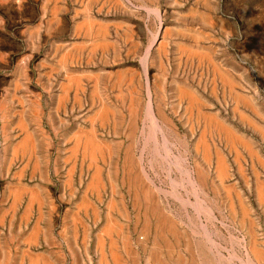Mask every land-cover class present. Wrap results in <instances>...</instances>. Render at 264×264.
Instances as JSON below:
<instances>
[{
    "label": "rangeland",
    "instance_id": "obj_1",
    "mask_svg": "<svg viewBox=\"0 0 264 264\" xmlns=\"http://www.w3.org/2000/svg\"><path fill=\"white\" fill-rule=\"evenodd\" d=\"M108 1L101 0L93 7L91 0H67L70 13L61 15L65 18L60 25H64L61 32L73 27L74 17L82 18L86 6L92 5L89 12L94 18L114 17V11L108 10ZM45 2L46 7L49 6V2ZM116 2L124 13L143 18L142 32L136 26L134 29L142 34L144 51L132 62H124L123 66L134 69V76L131 81L120 80L119 88L108 73L109 67L102 64L100 90L91 95L89 88L93 79L85 80L81 130L89 132L93 126L95 139L102 141L105 149L100 168L110 186L109 189L108 184L103 185L100 200L124 201L135 211L138 208L134 207L140 202L145 206V195H149L146 203L150 214L146 220L154 222L150 221L148 231L144 230L147 222L143 218L133 219L123 226L132 235L133 249L139 247L147 254L155 249V253L157 250L164 256L166 264H264V0ZM15 17L13 4L0 0V210H6V214L0 215L6 220L15 192L20 194L17 216L29 197L35 199L34 194L46 197L44 189L36 187L41 180L42 187L45 186L44 179L39 178L42 173L45 177L44 161L36 160V164L42 162L41 169L30 168L39 176L35 172L15 178L20 179V191L7 185L20 167L27 168L29 163L33 167L32 154L36 150H50L48 141L52 128L46 107L50 96L37 93L52 87L53 81L46 78V72H51L53 67L65 71L67 67L65 62H44L46 56L52 54L48 40H37L33 33L30 40L34 46L30 48L14 40L13 36L18 35L21 28L12 23ZM56 26L54 22L53 29ZM60 37L65 43L75 42L63 32ZM30 55L31 61H25ZM205 55L210 56V60ZM214 67L226 74L230 83L223 81ZM81 69L93 68L84 64ZM126 82L133 87L122 89ZM229 85L232 88L229 89ZM180 87L186 90L183 92L193 93L199 103H191ZM238 97L245 99V103L237 102ZM97 110L105 111L106 117H102L106 120L99 117ZM209 117L236 133L251 146L250 150L241 143L233 144L215 124L212 123V127ZM118 141L126 143L120 148L115 143ZM127 152L130 158L133 154V166ZM218 156H222L219 158H223L226 165L224 177L218 174ZM84 162L87 163V159ZM133 177L140 180L135 187ZM84 181L87 182L86 175ZM55 184L56 189L60 188L56 179ZM135 193L140 201L134 200ZM154 207L171 223L165 231L169 247L157 236L159 228H155L160 224L156 213L152 216L154 212L150 211ZM8 227L7 224L0 226V264L48 263L42 255L45 247L34 248V255L21 250L12 253ZM252 249L257 251L252 253ZM152 251L149 262L136 256L134 264H152Z\"/></svg>",
    "mask_w": 264,
    "mask_h": 264
},
{
    "label": "crops",
    "instance_id": "obj_2",
    "mask_svg": "<svg viewBox=\"0 0 264 264\" xmlns=\"http://www.w3.org/2000/svg\"><path fill=\"white\" fill-rule=\"evenodd\" d=\"M3 1L4 4H13L17 17L14 18L12 23L21 27L18 35L16 33L13 36L14 40L20 42L23 47H33L34 45L31 43L30 36L34 33L36 34L37 40L43 38L51 42L50 47L52 49V54L46 56L44 62L52 64H62L65 62L67 64L65 71L57 70L53 67L51 72H46V78L53 81L52 87L37 93L40 96L46 94L50 96V103H47L46 106L50 113L48 122L52 128L51 138L48 141L50 150L47 152L36 150L34 155L32 154L35 159L37 158L36 160L44 161L45 177L43 178V173L39 176L37 171H35V173L31 171L33 169H30H41L43 166L42 162H39V165L34 163L33 167H31L32 165L29 163L27 168L23 166V168L20 167L18 171L14 172L11 178L13 181L7 185V187L14 186V188L21 190V186H19L20 179L16 180L15 178H19L21 174L26 175L30 173L32 175L35 173L40 179H44L43 183H45V186L42 187L41 180L36 187L38 190L44 189L42 192L46 195L45 198L36 195L37 198L33 200L29 197L22 213L17 216L16 209L19 207V200H17V197L19 198L20 195L18 193V196L14 195L8 205L7 211L10 213L9 219L6 220L7 218L5 219V216H2V218L0 215V226H4V224L9 226L8 235L12 240V244L9 247L12 253H17L18 250H21L24 253L29 252V254L32 253V255H34L32 252L34 248L45 247V251L42 255L49 264H118L117 262H119V264H134L137 261L136 256L139 260L144 257L145 261L149 262L147 253H142L139 247L133 249L131 241L132 235L129 231H126L123 226L132 222L133 219L138 221L142 218H145L144 220L146 222L151 221L152 223V219L150 221L146 220L149 213L147 210V208H149L147 206L148 204L145 202V206L139 205L141 208L138 206L135 207L145 210L141 212L138 210L134 211L133 206L127 207L122 201L110 198L105 201L100 200L98 193H101L103 185H107L108 183L102 177V173H100L102 184L99 186H92L91 182L94 174H96L95 172H101V170L97 168V166L100 168L101 154L99 151H93L94 154L89 155V153H92L89 151V144H87L90 140L88 138L87 140L86 135L81 132L80 124L84 119L85 80L88 79V77H92L93 79V83L89 88L91 95H94L95 91L97 92L100 90L101 64L109 67L110 71L108 73L112 80L115 81L118 88L119 85H121L119 80L126 79L130 81L134 76V69L132 67L123 66V64L124 62H132L134 58L143 55L144 45L142 34H140L144 24L143 18L129 15L119 10L116 0L107 2L110 6L108 10L114 11H112L114 17L108 20L92 17L89 12L92 5L90 7L86 6V12L83 14L82 18L76 20V17H74L73 27L70 30L62 31L63 35H68V39L75 40L73 43H65L64 39L60 37L62 34L61 28L64 27V25H60L61 22L63 23L65 20L64 16L61 18V15L70 13L67 0H47L49 2V6L47 5V7L45 0ZM91 1L93 2V7H95L101 0ZM111 6H113V8H111ZM76 11V9L73 10L74 14ZM26 12H28V14ZM54 13L56 15H54ZM89 18L92 20V27L87 25ZM54 22L57 25L55 29H53ZM86 26L88 29H86ZM135 26L138 27L140 31L134 29ZM30 58H32L31 55L28 57L26 56L25 61L30 62ZM84 64L92 65L93 69H81ZM78 74L80 76H78ZM73 75L75 77H73ZM129 87H133V85L130 84L129 86L128 82L122 85V89H127ZM62 129H65V131ZM66 129H69L70 132ZM81 133L83 135H81ZM77 136L79 140L76 139ZM83 141H85V147L83 146ZM96 141L99 140L95 139L94 143ZM74 142L77 144L76 146H78V148L73 145L75 144ZM96 143H98V145L100 144V142ZM115 143L122 148L123 144L126 142L118 141ZM128 143L129 142H127V144ZM85 148H88V150H85ZM85 159H87V163L84 162ZM27 169L29 171H27ZM95 169H98V171ZM85 175L87 176V182L84 181ZM55 179L59 182L60 188L56 189ZM88 183L89 189L87 186ZM29 200L33 201V203ZM37 201L40 203H37ZM111 201L115 204L111 203ZM92 205H94V207H92ZM26 207L29 208L27 209ZM2 212L6 213L5 208H3V211L0 210V214ZM25 212H29L28 216ZM109 215L112 219L108 217ZM108 218H110L111 221L108 222L107 220H110ZM114 219L115 221H113ZM107 222L109 223V226H106L107 228L111 227L110 225L113 224V222L115 226L113 229L108 228L107 230H110L107 235H110L109 237L111 239L106 235L108 232L105 231L107 229L105 225H108ZM110 222L112 223L110 224ZM102 229H104V231ZM83 232L86 235H84ZM98 234L102 236L103 239H100ZM110 240H113V243L110 242ZM127 242L128 246H126ZM100 244L103 246H100ZM100 249H102V251ZM156 254L157 251L154 255L157 258L162 257L160 253ZM111 257L114 260H112ZM162 258L160 259L166 264L165 258Z\"/></svg>",
    "mask_w": 264,
    "mask_h": 264
},
{
    "label": "bare ground",
    "instance_id": "obj_3",
    "mask_svg": "<svg viewBox=\"0 0 264 264\" xmlns=\"http://www.w3.org/2000/svg\"><path fill=\"white\" fill-rule=\"evenodd\" d=\"M56 8H57V7H56ZM56 8H55V9H56ZM83 9H84V8H83ZM56 10H58V9H56ZM90 11H91V10H90ZM86 19H87V18H86ZM86 19H84V20H86ZM84 23H85V22H84ZM87 25H89V27H92V20H91L90 18H89L88 21H87ZM103 27H104V26H103ZM86 29H88L87 26H86ZM101 29H102V28H101ZM90 30H91V28H90ZM98 30H99V29H98ZM88 32H89V31H88ZM100 33H101V31H100ZM154 40H155V39H154ZM154 42H155V41H154ZM154 42H153V43H154ZM157 42H158V41H157ZM80 44H81V43H80ZM82 45H83V44H82ZM153 45H154V44H153ZM96 46H97V45H96ZM150 47H151V46H150ZM149 51H151V49L148 50L147 52L149 53ZM148 53H147V54H148ZM200 56L203 57V55H200ZM205 57H206L207 59L209 58V60H210V56H206V55H205ZM206 58H205V59H206ZM207 61H208V60H207ZM209 63H210V62H209ZM214 69H215V67H214ZM227 69H228V68H227ZM215 70H216V69H215ZM216 71L220 74V76L222 77L223 81H225L226 83H230V80H229V78L227 77L226 74H222L218 69H217ZM132 72H133V71H132ZM132 72H131V73H132ZM67 75H68V73H67ZM69 75H71V74H69ZM78 76H80V75L78 74ZM68 77H69V76H68ZM73 77H75V76L73 75ZM76 78H77V77H76ZM77 79H78V78H77ZM147 79H148V78H147ZM75 80H76V79H75ZM119 81H120V80H119ZM130 81H131V79H130ZM72 82H73V81H72ZM74 82H75V81H74ZM76 82H78V81H76ZM129 83H130V82H129ZM147 83H148V82H147ZM65 85H66V84H65ZM147 85H148V84H147ZM78 87H79V86H78ZM180 88H181V87H180ZM230 88H232V86L230 87V85H229V89H230ZM181 89H182V92H183V90H185V89H183V88H181ZM94 90H95V89H94ZM96 90H97V89H96ZM232 90H233V89H232ZM180 91H181V90H180ZM185 91H186V90H185ZM185 91H184L183 93L186 94V95L188 96V98H189V100L191 101V103H193V104H197L198 101H197L196 98L192 95L193 93L190 94V93H186ZM95 92H96V91H95ZM188 92H189V91H188ZM233 92H234V91H233ZM236 93H237V92H236ZM151 94H152V93H151ZM75 95H76V94H75ZM237 95H238V93H237ZM131 96H132V95H131ZM150 96H151V95H149L148 97H150ZM239 96H240V95H239ZM117 97H119V94H118ZM148 97H147V98H148ZM181 97H182V96H181ZM235 100H236V99H235ZM244 100H245V99H242L241 97H240V98L238 97L237 102H239V103L244 102V103H245ZM148 102H149V100H148ZM246 102H247V101H246ZM198 103H199V102H198ZM146 104H147V103H146ZM149 104H150V103H149ZM135 105H136V104H135ZM140 105H141V104H140ZM189 105H191V104H189ZM150 106H151V105H150ZM105 107H106V106H105ZM131 107H132V106H131ZM134 107H135V106H134ZM190 107H191V106H190ZM196 107H197V106H196ZM102 109H103V108H102ZM104 109H105V108H104ZM104 109H103V110H104ZM107 109H108V108H107ZM146 109H147V108H146ZM99 110H100V108H99ZM99 110H97V111H99ZM103 110L98 112V115H100L99 117H102V116H105V117H106V115H105L106 113H105V111H103ZM97 111H96V112H97ZM151 111H152V108H151ZM140 112H141V111H140ZM148 113H150V112H148ZM207 115H208V114H207ZM96 116H97V114H96ZM150 116H151V115H150ZM154 116H155V115H154ZM162 116H163V115H162ZM169 116H170V115H169ZM213 116H214V115H213ZM107 117H108V116H107ZM235 117H236V116H235ZM21 118H22V117H21ZM21 118H20V120H22ZM91 118H93V117H90V119H91ZM97 118H98V117H97ZM102 118H104V117H102ZM148 118H149V117H148ZM152 118H153V113H152ZM212 118H213V117H211V118L209 117V118H208V119L210 120V123H211V124H212V123L215 124V125H216V128L219 130V132H220L221 134H223L225 137H227L231 142H233V144H234V142L241 143V144H243V145L246 146L245 148H247L248 150H250L251 146L248 145L243 139H241L240 137H238V136L236 135V133H234L232 130H230L229 128H227V127H226L225 125H223L221 122H217V119L215 120V118H214V119H212ZM94 119H95V118H94ZM104 119L106 120V118H104ZM149 119H150V118H149ZM154 119H155V118H154ZM100 120H101V118H100ZM101 121H103V120H101ZM148 122H149V121H148ZM154 122H155V120H154ZM208 122H209V121H208ZM113 123H114V122H113ZM155 123L157 124V121H156ZM205 123H206V122H205ZM18 124H20V123H18ZM150 124H151V123H150ZM156 124H155V125H156ZM213 124H212V127H213ZM21 126H22V125H21ZM157 126H159V125H157ZM157 126H156V127H157ZM254 126H255V125H254ZM92 128H93V126H91V128H90V130H89L90 134H88L89 132H87V131H86L87 134L84 133V134L86 135V139L88 138V139L90 140V142L87 143V144H89V151L92 152V153H91V154L89 153V155L94 154L93 151H99L100 154H102V151H104L105 147H102V144H101L102 141H101V143H100L99 145H98V143H96V142H100V141H96V142L94 143L95 139H94V134H93V129H92ZM135 128H136V127H135ZM157 128H158V127H157ZM159 128H160V127H159ZM26 129H27V128H26ZM257 129H259V128H257ZM94 130H95V129H94ZM132 130H133V129H132ZM83 131H85V130H83ZM25 132H26V131H25ZM81 132H82V130H81ZM133 132H135V131L133 130ZM158 132H159V131H158ZM160 132H161V131H160ZM216 132H217V131H216ZM262 132H263V131H262ZM26 133H27V132H26ZM26 133H25V134H26ZM82 133H83V132H82ZM82 133H81V135H83ZM94 133H95V132H94ZM25 134H24V135H25ZM28 134H29V133H28ZM76 134H77V133H76ZM87 135H88V137H87ZM133 135H134V134H133ZM219 135H220V134H219ZM79 136H80V135H79ZM133 137H134V136H132V138H133ZM200 137H201V136H200ZM204 137H205V135H204ZM204 137H203V138H204ZM222 137H223V136H222ZM70 138H71V137H70ZM31 139H32V138H31ZM76 139L79 140V139H78V136H77ZM86 139H85V141L87 142L88 139H87V140H86ZM92 139H94V140H92ZM200 139H201V138H200ZM23 140H24V139H23ZM85 141H83V142H84V143H83V144H84V145H83L84 147H85ZM197 141H198V139H197ZM31 142H32V140H31ZM132 142H133V141H132ZM202 142H203V139H202ZM227 142H228V141H227ZM32 143H33V142H32ZM74 143H75V142H74ZM77 143H78V141H77ZM80 143H81V142H80ZM103 143H105V142L103 141ZM130 143H131V142H130ZM17 144H18V143H17ZM25 144H26V143H25ZM105 144H107V143H105ZM108 144H109V143H108ZM196 144H198V143H196ZM203 144L205 145V143H203ZM203 144H202V145H203ZM230 144H231V143H230ZM233 144H231V145H232L233 147H235ZM73 145H75V147L78 148V146H76V145H77L76 143L73 144ZM129 145H130V144H129ZM109 146H110V144H109ZM75 147H74V148H75ZM203 147H204V146H203ZM206 147H207V146H206ZM14 149H16V147H15ZM82 149H83V148H82ZM86 149L88 150V148H85V150H86ZM202 149L204 150V148H202ZM69 150H70V149H69ZM73 150H74V149H73ZM85 150H84V151H85ZM127 150H128V149H127ZM215 150H216V149H215ZM234 150H235V148H234ZM236 150H237V148H236ZM128 151H129V150H128ZM221 151H222V150H221ZM13 152H14V150H13ZM71 152H72V149H71ZM87 152H88V151H87ZM123 152H124V151H123ZM130 152H131V151H130ZM208 152H209V150H208ZM215 152H216V151H215ZM218 152H219V151H218ZM251 152H252V149H251ZM253 152H255V151H253ZM253 152H252V153H253ZM15 153H16V151H15ZM128 153H129V152H127V155H128ZM205 153H206V152H205ZM252 153H250V154H252ZM70 154H71V153H70ZM131 155H132V157H133V154H132V153H131ZM235 155H236V154H235ZM15 156H16V155H15ZM21 156H22V155H21ZM28 156H29V155H28ZM94 156H96V155H94ZM69 157H70V156H69ZM132 157H131V158H132ZM219 157H220V156H218V161H217V167H218V171H219L218 174H219V173H220V174L222 173V174H221V176H222L223 174H225L226 165L224 164V161L222 160L223 158L220 159L222 156H221L220 158H219ZM236 157H237V156H236ZM15 158H16V157H15ZM82 158H83V157H82ZM89 158H92V157H89ZM125 158H126V157H125ZM127 158H128V161L130 160V165L133 166V160L130 158V154L128 155ZM28 159H29V158H28ZM36 159H37V158H36ZM36 159H35V160H36ZM75 159H76V157H75ZM94 159H95V158H94ZM101 159H102V157H101ZM35 160H34V161H35ZM27 161H28V160H27ZM91 161H92V160H91ZM102 162H103V161H102ZM35 163H37V162L35 161ZM94 163H95V161H94ZM74 164H75V163H74ZM95 166H97V165H95ZM262 166H263V165H262ZM71 167H73V166H71ZM90 167H91V166H90ZM103 167H104V166H103ZM139 167H140V166H139ZM22 168H23V167H22ZM97 168H98L99 170H101V168H99L98 166H97ZM122 168H123V167H122ZM72 169H73V168H72ZM98 169H95V170L98 171ZM128 169H130L129 166H128ZM131 170H132V169H131ZM198 170H199V169H198ZM93 172H94V171H93ZM127 172H128V171H127ZM127 172H126V173H127ZM136 172H139V171H136ZM198 172H199V171H198ZM254 172H256V170H255ZM95 173H96V174H94L93 179L91 178V179H92L91 184H92V186H93V185H94V186H96V185L99 186L100 184H102V182H101L102 179H101V175H100L101 172L99 171V172H95ZM128 173H129V172H128ZM128 173H127V174H128ZM140 173H141V172H140ZM199 173H200V172H199ZM145 174H146V173H145ZM256 174H257V173H256ZM199 175H200V174H199ZM212 175H213V174H212ZM17 176H18V175H17ZM92 176H93V174H92ZM221 176H220V180H222V179H221ZM256 176H257V175H256ZM135 177H136V176H135ZM135 177H133V180H134V181H133V185H134L133 187H135L136 185H139V184H140V183H138V180H139V179L136 178V180H135ZM202 177H203V176H202ZM223 177H224V175H223ZM225 177H226V176H225ZM118 178H119V177H118ZM256 178H257V177H256ZM189 179H190V178H189ZM201 179H202V178H201ZM90 181H91V180H90ZM117 181H118V180H117ZM122 181H123V180H122ZM128 181H129V179H128ZM257 181H259V180H257ZM139 182H140V180H139ZM121 183H122V182H121ZM142 183H144V182H142ZM257 183H258V182H257ZM189 184H190V183H189ZM262 184H263V183H262ZM262 184H261V185H262ZM111 185H112V184H111ZM263 185H264V184H263ZM263 185H262V187H263ZM87 186H88V189H89V183H88ZM222 186H223V185H222ZM224 186H225V185H224ZM226 186H227V185H226ZM226 186H225V187H226ZM230 186H231V185H230ZM138 187H139V186H138ZM259 187H261V186H259ZM262 187H261V188H262ZM95 188H96V187H95ZM144 188H145V187H144ZM223 188H224V187H223ZM93 189H94V188H93ZM97 189H98V188H97ZM138 189H139V188H138ZM201 189H202V188H201ZM226 189H227V188H226ZM229 189H231V188H229ZM229 189H228V190H229ZM233 189H234V188H233ZM112 190H113V189H112ZM133 190H134V189H133ZM150 190H151V189H150ZM202 190H203V189H202ZM224 190H225V188H224ZM258 190H259V189H258ZM258 190H257V191H258ZM19 191H20V190H19ZM86 191H87V190H86ZM134 191H135V190H134ZM143 191H144V190H143ZM96 192H98V191H96ZM113 192H114V191H113ZM128 192H129V191H128ZM141 192H142V191H141ZM17 193H18V192H17ZM17 193L15 192V196H18ZM84 193H85V192H84ZM142 193H143V192H142ZM146 193H147V191H146ZM229 193H230V192H229ZM258 193H261V192H258ZM98 194H99V193H98ZM36 195H37V194H36ZM36 195L34 194L33 196L36 197ZM99 195H100V194H99ZM136 195H137V196H136ZM19 196H20V195H19ZM30 196H31V195H30ZM133 196H134V195H133ZM135 196H136V198L134 197V200L136 199L137 201H140V200H139V199H140V198H139L140 196L138 197V194H136V193H135ZM259 196H260V195H259ZM262 196H263V195H262ZM38 197H39V196H38ZM84 197H85V196H84ZM125 197H126V196H125ZM36 198H37V197H36ZM123 198H124V197H123ZM39 199H40V198H39ZM115 199H116V198H115ZM143 199H144V198H143ZM145 199H146V201H149V195L146 194V195H145ZM145 199H144V200H145ZM155 199H156V198H155ZM32 200H33V199H32ZM37 200H38V199H37ZM29 201L33 203V201H31V200H29ZM29 201H28V202H29ZM39 201H40V200H39ZM39 201H37V203H38ZM41 201H42V200H41ZM113 201H114V200H113ZM113 201H111V203H114ZM132 201H133V200H132ZM146 201H143V202H146ZM259 201H260V200H259ZM13 202H14V200H13ZM109 202H110V201H109ZM123 202H124V201H123ZM133 202H136V201H133ZM154 202H155V200H154ZM154 202H153V203H154ZM39 203H40V202H39ZM80 203H81V202H80ZM87 203H88V202H87ZM87 203H86V204H87ZM138 203H139V202H138ZM140 203H141V202H140ZM140 203H139V205H140ZM11 204H12V203H11ZM88 204H89V203H88ZM109 204H110V203H109ZM114 204H115V203H114ZM134 204H135V203H134ZM154 204H155V203H154ZM159 204H160V203H159ZM159 204H158V206H159ZM30 205H31V204H30ZM81 205H84V204H81ZM90 205H91V204H90ZM110 205H112V204H110ZM139 205H138V207L141 208V206H139ZM152 205H153V204H152ZM235 205H236V204H235ZM147 206H148V205H147ZM147 206H146V207H147ZM155 206H156V205H155ZM160 206H161V205H160ZM77 207H78V205H77ZM79 207H80V206H79ZM81 207H82V206H81ZM83 207H84V206H83ZM92 207H94V205H92ZM127 207H128V206H127ZM146 207H145V208H146ZM156 207H157V206H156ZM156 207H154V209L151 208L152 210H150L151 212H154L152 216H154V214L156 213V214H155L156 220H157V222H159L158 224H160V226H159V225H156V228H155V229H158V228H159V230H157L158 235H157V234H154V235H157L159 238L162 237V238H163V245H166V246H167V242H165V241H167V240H165V239H166V238H165V235H166V232H165V231H166V227H167V225H168V224H171V223H168L167 218H165V216H163L164 214H163V215L160 214V213H159V210L157 211V210L155 209ZM26 208L28 209L29 207H26ZM134 208H135V207H134ZM94 209H95V208H94ZM138 209H139V208H138ZM138 209H137V210H138ZM147 210H148V208H147ZM196 210H197V209H196ZM242 210H243V209H242ZM39 211H40V210H39ZM94 211H95V210H94ZM96 211H97V210H96ZM110 211H112V210H110ZM144 211H145V210H144ZM246 211H247V210H246ZM198 212H199V211H198ZM198 212H197V213H198ZM28 213H29V212H27V213L25 212V214H27V216H28ZM40 213H41V211H40ZM95 213H96V212H95ZM95 213H94V214H95ZM161 213H162V212H161ZM4 214H6V213H4ZM119 214H120V213H119ZM2 215H3V214H2ZM73 215H74V214H73ZM73 215H72V216H73ZM106 215H107V214H106ZM138 215H139V213H138ZM24 216H25V215H24ZM1 217H2V216H1ZM3 217H4V216H3ZM3 217H2V218H3ZM108 217H110V215H109ZM110 218H111V217H110ZM110 218H108V219H110ZM138 218H139V217H138ZM78 219H80V218H78ZM111 219H112V218H111ZM111 219H110V220H107V221L109 222V221H111ZM144 219H145V218H144ZM2 220H3V219H2ZM74 220H75V219H74ZM137 220H138V219H137ZM168 220H169V219H168ZM170 220H171V218H170ZM76 221H77V220H76ZM113 221H115V219H114ZM1 222H2V221H1ZM36 222H37V221H36ZM77 222H78V221H77ZM108 222H107L108 225H105V227H106V226H109V223H108ZM144 222H145V221H144ZM153 222H154V221H153ZM111 223H112V222H110V224H111ZM116 223H117V222H116ZM237 223H238V222H237ZM250 223H251V222H249V225L252 224V223H251V224H250ZM152 224H153V223H152ZM172 224H173V223H172ZM144 225H145V224H144ZM35 226H37V225H35ZM74 226H75V225H74ZM83 226H84V225H83ZM110 226H111V227H108V228H112V229H113V227H115V226H114V222H113V224H111ZM117 226H118V225H117ZM158 226H159V227H158ZM168 226H169V225H168ZM170 226H171V225H170ZM251 226H252V225H251ZM251 226H250V227H251ZM105 227H103V228H105ZM121 227H122V226H121ZM144 227H145V226H144ZM144 227H143L142 229H144ZM106 228H107V227H106ZM106 228H105V229H106ZM108 228L105 230L106 232H108V233H106V235L109 234V231H110V230L107 231ZM149 228H150V222H147V227H146V229H144V230L148 231ZM171 228H172V227H171ZM175 228H176V227H175ZM35 229H36V228H35ZM35 229H34V230H35ZM74 229H75V228H74ZM169 229H170V228H169ZM169 229H168V231H169ZM36 230H37V229H36ZM36 230H35V232H36ZM83 230H84V229H83ZM102 230L104 231V229H102ZM102 230H101V231H102ZM140 230H141V229H140ZM177 230H178V229H177ZM249 230H250V229H249ZM31 231H32V230H31ZM37 231H38V230H37ZM74 231H75V230H74ZM103 231H102V232H103ZM111 231H113V230H111ZM146 231H144V232H146ZM151 231H152V230H151ZM79 232H80V231H79ZM113 232H114V231H113ZM144 232H143V233H144ZM155 232H156V231H155ZM171 232H174V229H172ZM171 232H170V233H171ZM251 232H252V231H251ZM100 233H101V232H100ZM75 234H76V233H75ZM75 234H74V236H75ZM83 234H84V232H83ZM251 234H252V233H251ZM29 235H30V234H29ZM84 235H86V234H84ZM84 235H83V236H84ZM98 235H99V234H98ZM103 235H104V233H103ZM115 235H116V234H115ZM143 235H144V234H143ZM30 236H31V235H30ZM99 236H100V235H99ZM107 236H108V235H107ZM109 236H110V235H109ZM109 236H108V237H109ZM175 236H176V235H175ZM27 237H28V236H27ZM118 237H119V236H118ZM120 237H121V236H120ZM146 237H147V236H146ZM158 237H157V238H158ZM251 237H252V236H251ZM29 238H30V237H29ZM98 238H99V237H98ZM109 238H110V237H109ZM124 238H125V237H124ZM100 239H103L102 236H100ZM110 239H111V238H110ZM154 239H155V238H154ZM128 240H129V239H128ZM158 240H160V239H158ZM170 240H171V239H170ZM176 240H178V239L176 238ZM251 240H252V238H251ZM28 241H29V240H28ZM36 241H37V240H36ZM101 241H102V240H101ZM103 241H104V240H103ZM112 241H113V240H110V242H112ZM160 241H161V240H160ZM26 242H27V241H26ZM99 242H100V241H99ZM117 242H118V241H117ZM124 242H125V241H124ZM124 242H123V243H124ZM138 242H139V240H138ZM144 242H145V241H144ZM147 242H148V241H147ZM251 242H252V241H251ZM33 243H35V242H33ZM100 243H102V242H100ZM112 243H113V242H112ZM112 243H110V244H112ZM129 243H130V242H129ZM160 243H161V242H160ZM160 243H159V246H160ZM98 244H99V243H98ZM101 245H102V244H100V246H101ZM122 245H123V244H122ZM142 245H143V243H142ZM102 246H103V245H102ZM114 246H115V245H114ZM126 246H128V242L126 243ZM249 246H250V245H249ZM115 247H116V246H115ZM115 247H114V249H115ZM129 247H130V246H129ZM167 247H169V246H167ZM172 247H173V246H172ZM172 247H171V248H172ZM245 247H246V246H245ZM152 248H153V247H152ZM178 248H179V247H178ZM157 249H158V248H157ZM100 250L102 251V249H100ZM121 250H122V249H121ZM146 250H147V249H146ZM153 250H154V252H153L152 250H150V252H149V254H148L149 256H147V257H150V253H151V251H152L153 253H155V249H153ZM164 250H165V249H164ZM167 250H168V249H167ZM177 250L179 251V249H177ZM249 250H250V249H249ZM254 250H255V249H254ZM254 250L252 249L251 252L253 253ZM156 251H157V250H156ZM160 251L162 252V249H161ZM255 251H257V249H256ZM255 251H254V252H255ZM260 251H261V249H260ZM145 252H146V251H145ZM145 252H144V253H145ZM171 252H172V250H171ZM136 253H137V252H136ZM162 253H164V252H162ZM31 254H32V253H31ZM101 254H102V253H101ZM157 254H159V253L157 252ZM157 254H156V255H157ZM245 254H246V253H245ZM248 254H249V253H248ZM111 255H112V254H111ZM162 255H163V254H162ZM169 256H170V255H169ZM104 257H105V256H104ZM131 257H132V256H131ZM151 257H152L151 259L153 260V261H151V262H153L154 264H164V262H163V260H162L163 258H162V259H160L161 257L157 258L155 255H153V256H151ZM163 257H164V256H163ZM40 258H41V256H40ZM42 258H43V257H42ZM42 258H41V259H42ZM111 258H112V257H111ZM117 258H118V257H117ZM133 258H134V256H133ZM156 258H157V259H156ZM182 258H183V257H182ZM34 259H35V257H34ZM103 259H104V258H103ZM37 260H38V259H37ZM112 260H114V259L112 258ZM115 260H116V258H115ZM154 260H155V262H154ZM35 261H36V260H35ZM99 261H100V259H99ZM181 261H182V259H181ZM100 262H101V261H100ZM100 262H99V263H100ZM36 263H38V261H36ZM105 263H106V262H105ZM117 263L119 264V262H117ZM153 263H152V264H153ZM181 263H182V262H181ZM30 264H31V263H30ZM32 264H33V263H32ZM48 264H49V262H48ZM115 264H116V263H115ZM176 264H177V263H176Z\"/></svg>",
    "mask_w": 264,
    "mask_h": 264
}]
</instances>
